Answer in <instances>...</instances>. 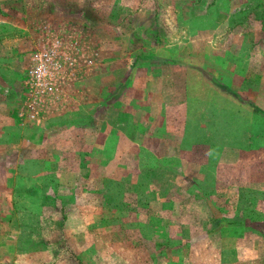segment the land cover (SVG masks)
I'll use <instances>...</instances> for the list:
<instances>
[{
	"label": "rangeland",
	"instance_id": "obj_1",
	"mask_svg": "<svg viewBox=\"0 0 264 264\" xmlns=\"http://www.w3.org/2000/svg\"><path fill=\"white\" fill-rule=\"evenodd\" d=\"M31 144L104 220L37 263L264 264V0H0V220Z\"/></svg>",
	"mask_w": 264,
	"mask_h": 264
},
{
	"label": "crops",
	"instance_id": "obj_2",
	"mask_svg": "<svg viewBox=\"0 0 264 264\" xmlns=\"http://www.w3.org/2000/svg\"><path fill=\"white\" fill-rule=\"evenodd\" d=\"M30 146H31V153L33 155L31 156L20 155L17 158H15L16 163H13V167L12 166L5 167L7 169L3 170L6 171L9 169L12 172L14 169H16L15 175L20 173L23 174V172L20 171L22 164L29 163L28 166L29 173L31 174V176H35V177H33V179L31 180L33 182V185H31L30 187H24V184H22L24 181L22 179L19 180L17 178L10 186V189L4 193L6 196L5 198L6 199L8 198V200L10 198V200L9 203L7 204L5 202V198L3 197V201L5 202V206H6V208L3 209V211L6 212L11 210L12 213L16 212L19 213V215L15 214V217L13 218L11 217L9 219L0 220V230L2 228L6 229L4 236L0 234V264H19V261H21L20 259H22L20 254H18L17 251L14 249V246L10 245V241L13 239L9 235V234H13L12 227L18 228V224L22 223L19 222V219L26 218L28 220V224L25 225V229L29 228L30 229L29 233L33 236V237L32 236L25 237V240H22L23 236L22 237L20 236L18 239L26 243L24 245L25 248H21V249L19 248V250L23 249L24 252L26 251L27 254L25 255L27 256L25 258L28 257L30 258V259H26L25 260L26 262L20 264H39L37 263V261L40 258V253H46L45 251H40L42 249L47 251L48 254L47 261L50 260L56 261L59 252H61V254L65 256L67 253L66 250L69 253L76 255L75 250L71 248V246L66 244L67 243L66 240L75 234L79 237L80 236L83 237V235H86L87 232L84 231L85 229L84 225H89L91 226V228H94L96 226L98 228V224L104 222V220L102 219H98L99 222H94L90 220L88 221L85 219V216H83L84 215L83 212H85L88 209L90 210V212L94 211L97 214V209H98L97 201L94 200V202H91L92 199H94V197H97L95 194L92 193L93 191H92L91 179L87 184L89 185L88 195L90 202H85L86 205L82 204L81 207L80 205L79 206L70 205L72 201L70 197L71 189H69L68 191L65 184L62 185L61 187L60 186L55 187L56 181L60 180L59 179L60 177L58 175L57 176L55 175L57 172L50 171V165L49 167H46V162L43 157H42L43 159L41 160H40L41 157L39 156L34 157V154L38 153L39 151L37 149H39L40 146L43 145L40 144L39 146H35V144H31ZM37 161L39 165H37L36 163ZM0 168H4V167H0ZM52 180H55V182H52ZM107 184L108 182L105 183V185ZM94 188H95V184L93 183V189ZM110 193L111 192L109 191L108 194L110 195ZM122 194L123 196H127V192H124ZM163 194L164 192H162V195ZM123 198L124 197H122V199ZM0 199L2 198L0 197ZM123 203L126 202L123 201ZM1 207L2 205L0 201V211H2ZM69 216L71 217L74 216L73 218H75V220L76 219L79 220L78 222H75L76 229L74 232L72 230L71 231L66 230L67 228L66 223ZM54 229L58 230V232ZM15 235L18 236V233L15 232ZM98 235L99 234L96 233L95 231L91 233V236L94 238L95 245L97 244V239H99V237L100 238H103L104 236L106 237V235H100V236ZM36 236L39 237L36 239ZM20 242L21 241H18V245ZM21 246H23V244H21ZM58 259H60V257Z\"/></svg>",
	"mask_w": 264,
	"mask_h": 264
}]
</instances>
